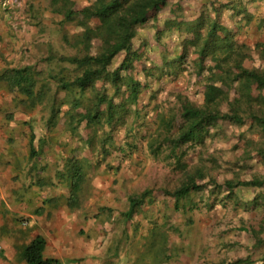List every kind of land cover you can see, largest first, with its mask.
<instances>
[{
	"label": "trees",
	"instance_id": "trees-1",
	"mask_svg": "<svg viewBox=\"0 0 264 264\" xmlns=\"http://www.w3.org/2000/svg\"><path fill=\"white\" fill-rule=\"evenodd\" d=\"M252 1L51 0L52 9L61 16L59 23L63 27L73 26L72 30L62 29V39L74 52L64 54L51 46L52 52L38 58V63L51 66V72L47 68L38 69L35 64L6 66L0 70V84L7 85L12 99L18 98L16 108L31 111L44 105L41 109L48 113L44 122L47 130H64L75 140V147L64 163L71 166V176L66 179L60 169L57 171L59 179L69 186L67 200L71 207L81 205L87 176L93 166L98 167V162L93 165L90 157L81 155L79 141L86 138L90 151L100 148L103 157L112 154V150H124L125 155L132 156L144 146L158 156L162 144H166L169 150L166 159L174 158L181 172L178 185L162 187L160 192L173 198L179 211L192 194H203L206 189L216 198L226 192L224 198H237L236 202H243L245 207L257 208L264 204V175L252 174L243 179L237 173L220 182L217 176L222 165L216 155L193 166L183 161L188 147L216 138H234L235 144L244 141L243 149L229 160L231 168L255 157L264 159V40L251 45L239 37L245 25L258 17L249 8ZM189 2L198 6V10L187 16L184 5ZM225 13L231 24L226 23ZM149 24L153 25L155 40L162 41L165 32L173 31L182 37L174 56L169 57L168 53L161 58H150L152 38L149 36L135 42L139 27ZM118 55L121 59L114 66ZM187 65L199 85L200 104L177 93L180 109L178 116L172 114L171 118L157 113L158 103L153 115L148 109L152 101L141 106L145 93L157 96L161 88L159 81L169 77L177 79L187 70ZM141 73L144 79L139 76ZM54 80L56 89L68 93L69 101L57 97V91L52 88ZM150 116L157 126L155 133L151 131ZM122 128H125L124 145L114 148L107 139L115 140V133ZM34 137L32 131L29 134L32 156L41 151L34 146ZM97 137L101 147L94 143ZM41 138L46 145L45 138ZM246 187L256 190L252 198L245 199L239 194L238 190ZM154 192L153 187H148L140 193L129 194L128 206L121 213L124 219L131 220L139 214L146 202L152 200ZM159 228L155 223L148 231L157 234ZM253 232L255 247L264 248V223ZM161 236L163 240L155 238L152 242L156 250L170 245L169 235ZM46 244L45 236L36 235L19 247V258L27 264H64L58 257L45 256ZM167 252V256L156 253L152 262L168 263ZM257 260L245 257L222 260L219 264H264V252Z\"/></svg>",
	"mask_w": 264,
	"mask_h": 264
},
{
	"label": "rangeland",
	"instance_id": "rangeland-1",
	"mask_svg": "<svg viewBox=\"0 0 264 264\" xmlns=\"http://www.w3.org/2000/svg\"><path fill=\"white\" fill-rule=\"evenodd\" d=\"M50 2L51 0H0V19L5 21L0 25V70L5 64H7L6 66L35 64L38 69L47 68L46 70L51 72V66H47L43 62L38 63L39 57L52 52L51 46L64 54L74 52L62 39L64 32L62 29L65 27L72 30L73 26L64 25L63 27L59 23L61 16L52 9ZM184 7L187 16L197 13L198 6L191 2L185 4ZM249 8L258 14V17L250 24L245 25L239 37L242 41L252 45L257 41L264 40V0H253L249 4ZM8 11L9 14H7ZM228 16V14L225 15L226 23L231 24L232 21ZM10 23L14 24L12 29L6 26ZM138 31L139 33L134 39L136 43L140 41V37L149 36L152 38L154 36V28L151 24L140 26ZM181 39L182 37L174 31L165 32L162 41L152 38V41H149L152 47L150 58H161L168 53L169 57L174 56L178 52ZM12 41L21 45L20 48L14 47L13 49L10 47ZM120 59L121 55H118L113 65H117ZM139 76L144 79L143 73ZM195 79V74L187 65V70L181 73L177 79H170L169 77V79L160 80L161 88L157 89V96L145 93L140 104L144 106L152 101L148 107L151 115H153L154 106L158 103L157 113L159 115L164 113L168 118H171L172 114L178 116L180 104L176 99L177 93L187 95L196 103L202 102V95L198 91L199 85ZM55 82V80L52 81V88L54 92L57 91V97L69 101L68 93L65 90L56 89ZM2 84H0V122H8L9 120L10 127L8 129L16 130L27 138L34 131L36 135L35 145L41 147V154L44 152V155L42 154V159L44 156L46 157V165L44 166L53 172L51 173L53 187L56 188L57 192L56 195L52 192L51 175L47 172L49 173L48 177L40 178L44 179L43 182L40 181L32 185V190L28 189L27 191V189L21 188L20 194H26L34 200L33 194L38 192L42 195L39 197L41 202L48 203V208L49 206L56 207L57 202H59L58 205H63L61 199L54 198V196H59L57 188L61 187L67 190L66 186L59 181L57 171L60 169L66 179L71 176V166L67 163L64 165V163L65 157L75 147V140L73 141L71 135L64 130L58 129L52 132L47 130L44 122L48 113L41 109L44 105H40L31 111L21 107L16 108L15 103L18 104V98L12 99V95L7 92L9 91L7 85ZM63 119L64 121L67 120L66 118ZM149 121L153 125L151 131L155 133L157 126L152 116L149 117ZM59 123L58 128H60ZM124 134L125 128H122L114 135L116 141L110 137L107 142H110L111 145L113 143L114 148L118 147L119 144L124 145ZM253 136L255 139L258 138L257 134ZM41 137L45 138L46 145ZM14 139L7 137L4 139L8 148H6L5 153H2L3 149L0 148V153H2L0 154V169L3 167L8 169L10 168L9 165L13 164L10 162L12 155L8 152L19 143L17 139L14 142ZM94 143L97 147H101L99 137ZM43 145H45L44 149H42ZM79 145L82 149V156L90 157L93 165L98 162L97 169L93 166L85 181L81 197L82 210L87 218L91 216L96 219L89 228L95 230L101 228L112 232L110 235L112 241L110 243L112 247L110 256L116 252L120 256L115 264H152L156 253L160 252L167 256L165 255L166 251L170 256L166 264H219L222 260H235L245 257H251L257 262V259L264 252V248L255 247L256 240L253 232L254 229L259 230L260 226H263L264 204L257 208L245 207L243 202H236L237 198H224L226 192L216 198L210 195V190L206 189L203 194H192L193 196L191 195V198L186 201L185 207L179 211L175 208L174 199L160 192L162 187L174 188L178 185L179 173L181 172L176 167L174 158L166 159V154L169 152L166 144H162L161 153L158 156L153 154L148 146H144L134 151L132 156L125 155L126 153L122 152L124 150H112V154L106 157L102 156L100 148L93 152L90 151L87 146V138L86 140L81 139ZM110 147L112 148V146ZM243 147L244 141L235 144L234 138L229 140L208 139L203 145L188 147V153L183 161L189 166H193V164H199L205 159H212V156L216 155L222 165L217 176L220 182L237 173L243 179H247L252 174L264 175V159L259 157L253 158L246 164L231 168L229 160H232ZM109 165L118 166V168L113 170ZM27 176V172L21 175L23 185L26 184L24 182H26L25 177ZM31 183L29 182L30 185ZM40 187L46 191L45 196L39 191ZM148 187L155 189L152 200H148L145 207L133 219L125 220L121 213L128 206V195L140 193ZM238 192L245 199L252 198L256 194V190L251 187L240 189ZM12 193L14 194V192ZM52 198L53 200L50 201L49 199ZM210 204L213 205L210 206ZM28 208L33 209L35 205L32 206L28 203ZM155 223L160 226L157 234L151 230L148 231V228L155 226ZM11 224L16 226L19 223L16 221L12 223L11 218L9 219V226ZM0 230H4L3 234H5L7 228ZM40 232L45 234L44 231L40 230ZM163 234L169 235L170 245L156 250L152 242L155 238L160 241L163 240L161 236ZM92 235L93 238L96 237L95 233ZM83 238L87 241L92 240L88 236ZM93 246L96 249L108 248L109 242L105 246L97 243ZM114 248H118V250H114ZM140 248L141 250H139ZM108 264L111 262L108 261Z\"/></svg>",
	"mask_w": 264,
	"mask_h": 264
},
{
	"label": "crops",
	"instance_id": "crops-1",
	"mask_svg": "<svg viewBox=\"0 0 264 264\" xmlns=\"http://www.w3.org/2000/svg\"><path fill=\"white\" fill-rule=\"evenodd\" d=\"M7 14H9V11ZM3 20L4 19H0V25H2V22H5ZM6 26L12 29L14 24L10 23V25ZM20 46L21 45L13 41L10 45L13 49L14 47L20 48ZM6 65L7 64H5V66ZM5 66H3V68H5ZM0 126V130H2L0 132V148L3 149L2 153H5L6 148H8L4 142L6 137L15 138L14 142L17 140L19 141L18 145L16 144L14 149L8 152L12 155L10 162L15 166L11 164L8 169L5 167L0 169V229L7 228L5 234H3L4 230H0V264H27L25 260L19 258V247L36 235L42 234L40 230L45 232V234L42 235L45 236L47 240L44 251L46 257H58L64 264H108V261H110L111 264H115L120 256L118 252L110 256V251L112 249L110 246L112 242L110 240V235H112V232L102 230L101 228L97 230L89 228L90 224H93L96 219L91 216L88 218L84 216L82 210L83 202L80 206L76 205L71 207L69 205L67 198L70 195V189L66 183L59 179L62 185L64 184L66 186L67 190L61 187L57 188L59 196H54V198L61 199L63 205H58L59 202H57L56 207L53 208L50 206L48 208V203H43L44 201L41 202L39 197L42 195L38 192L33 194L35 201L26 194H20L19 190L21 188L24 190L27 189V191L28 189L32 190V185L40 181L43 182L44 179L40 178H46L50 173L52 192L56 195L57 192L56 188L53 187V178L51 174L53 172L47 170V167L44 166L46 165V157L44 156L42 159L44 152L42 155L41 149L39 154L35 156L31 155L32 146L29 136L27 138V136L21 135V133H18L16 130L12 131L10 128L8 129V127H10L9 120L8 122H0ZM35 137L33 141L34 146L36 148H41L35 145ZM24 172L28 173V176L25 177V185H23L21 181V175H23ZM29 182H32L31 185ZM39 191L43 195L46 192L43 191L41 187ZM12 192H14V194ZM49 200L52 201L53 198ZM66 201L67 203H65ZM38 202L43 205H39ZM28 203L32 206L35 205V208L29 209ZM11 218L12 223L16 221L19 224L16 226L11 224L9 226V219ZM100 225L103 228L102 224ZM91 231L95 233V238H93V233H90ZM113 235H115V233H113ZM85 236H88L92 240H85L83 238ZM108 242V248L96 249L93 246L95 243L105 246ZM118 248H114V250H118ZM139 250H141V248Z\"/></svg>",
	"mask_w": 264,
	"mask_h": 264
}]
</instances>
